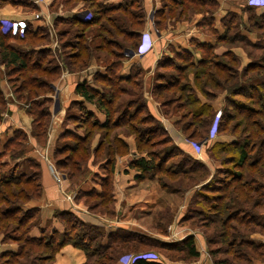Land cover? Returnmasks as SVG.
Returning a JSON list of instances; mask_svg holds the SVG:
<instances>
[{
	"label": "crops",
	"instance_id": "1",
	"mask_svg": "<svg viewBox=\"0 0 264 264\" xmlns=\"http://www.w3.org/2000/svg\"><path fill=\"white\" fill-rule=\"evenodd\" d=\"M12 1L16 4L8 3L0 7V19L26 21L28 23L26 33L35 34L39 30L48 31L50 43L36 47V51L42 52L57 48V29L61 24L68 23L76 26L74 21H89L95 12L94 8L87 5L89 0ZM143 1L146 21L145 27L139 33L143 34L141 44H144L148 50L144 55H137L134 52L132 64L133 68L137 67L139 74L144 76L145 92H147L148 84L151 91L157 86V75L165 77L163 73H167L166 77H168L177 73V69L170 65L182 64L181 47L186 49V45L194 39L207 42L209 35L198 29L201 27V15H196L192 22H180L179 17L178 19L169 17L165 24V6L171 1L180 0ZM214 1L220 4L221 13L238 9L236 4L229 0L224 3L221 0ZM105 4H109L108 8L113 11L122 8L133 9V0H107ZM240 6L248 7L245 2ZM255 10L264 13V6ZM217 14H214L213 18L218 21ZM157 22H160V30ZM73 33L75 34V31ZM25 34L12 35L10 45L20 50L29 49V46L22 40ZM171 47L175 48L178 53L170 51ZM46 57L44 56L43 60ZM190 58L197 64L202 57L197 55L190 56ZM96 62H98V57L93 55L87 69L78 72L63 70L51 82V92L45 96L50 100L48 105L51 117L47 128V140L44 144H40L34 135L35 118L33 114L21 104L19 97H14L8 81L4 78L14 73L13 67L9 68L0 64V75H3L1 88L5 93L4 103L0 109V154L4 153L17 132H24L28 139L26 153L13 156L9 152L2 158V174L8 177L11 174L22 175L35 172L38 173L41 185L40 197L22 206L25 211H37V222L32 227L30 236L43 238L56 234L57 238H61L66 230L64 221L76 218L96 232L101 248L100 255L91 252L94 248L91 243L86 247L88 250L68 243L60 248L49 264H96L99 262L96 260L103 256L104 251L110 255L109 264H123L120 259L126 254L149 261H161L164 264H216L217 261L226 260L232 261L233 264H264V252H259L257 255L250 254L249 263L245 260H233L231 253L220 240L210 242L213 231L208 230L209 227L199 226L192 220L199 210V205L195 202L196 195L212 181L216 171L222 168V164L215 161L207 149L201 155L194 151L188 142L187 132L179 123L182 116L172 117L161 114L160 104L154 100L151 91L145 95L151 112L161 120L173 144L181 153L203 162L208 168V175L201 182L190 187L187 181L180 180L183 173H179V170L169 163L166 165L169 170L178 173L173 177L176 178L175 180L164 177L161 181L159 176L139 179L138 176L142 173L132 166V162L141 157L149 160V157L147 151L139 150L135 134L132 138L127 135L115 137L116 135L111 136L108 135L109 133H106L107 135L97 133L90 149V158L80 166L82 171L80 179H71L66 172L58 169L56 152L62 150L64 145L69 144L74 137L81 139L85 137L84 127H80V118L83 120L87 113H92L94 121L97 120L101 125L107 122L105 112L95 103L86 101L77 92L78 84L86 81L93 89L104 93L99 86L102 79L98 72L100 66ZM121 76L124 75L121 74ZM193 77L194 74H191L190 79ZM198 98L203 101L202 97ZM221 100L219 98L217 103L210 104L216 112L214 124H217L216 132L213 134L214 142L210 145L229 143L237 139L233 135H223L217 132L222 118V116L218 117L221 112L220 108H222L219 103ZM203 102L206 103V101ZM117 122V120L114 121V123ZM107 137L112 140L118 138L129 146L125 156L118 152L115 154L116 162L113 170L106 166L108 158L101 161L99 159L97 161L96 158L97 154L105 152L101 150V145L108 139ZM105 155H109L108 151ZM180 159L176 161L177 166L180 165ZM55 171H58L61 176V183L57 181ZM111 171H113L112 174H110ZM106 184L111 187L112 200L103 205L100 200H97V196L103 194ZM254 212L257 228L249 232L250 235L244 238V241L260 248L264 247L261 241L264 237V197L254 208ZM134 235L140 238V243L133 242ZM112 237L115 239L110 243ZM189 237H193L199 255L186 258L178 251L185 247L186 239ZM136 245L137 248H135ZM20 249L21 245L13 241L8 232L0 233V264H3L2 258L5 253L17 254ZM137 250L140 253H137ZM24 262L26 263V260L23 264Z\"/></svg>",
	"mask_w": 264,
	"mask_h": 264
},
{
	"label": "trees",
	"instance_id": "2",
	"mask_svg": "<svg viewBox=\"0 0 264 264\" xmlns=\"http://www.w3.org/2000/svg\"><path fill=\"white\" fill-rule=\"evenodd\" d=\"M244 2L246 3V0H244ZM8 3L14 2L12 0H0V7ZM173 3L174 5L170 7V9L179 5L183 9L190 8V11L191 9L198 11L196 8L197 5L206 6L207 4L210 6L211 3H215L217 7H220V4L214 0H180L178 2L173 1ZM247 6L248 7L245 8L247 12H256L255 7ZM165 7V13L167 14L168 5ZM33 9H35L34 5ZM108 10L113 11V9H109L107 6L98 3V8L93 12L91 20L74 21V24L86 30L100 23L104 14L108 13ZM179 18H182V16H179ZM213 20L214 18L211 16L210 23H212ZM145 21L146 15L142 17L139 22V27L135 29L138 30V41L135 45V52L139 50L142 43L141 39L143 38V34L139 33V31L143 30L145 27ZM200 24L204 25L205 23L203 21ZM157 27L159 30L161 29L160 22H157ZM64 33L66 32H63V34ZM12 38L13 36L11 34H4L0 26V64L9 68L13 67L12 69L15 73V75L14 73L11 75L8 74V76L4 78L8 81L10 87L13 88V92L15 91V94H17L20 100L25 97L29 101L31 109L28 110L35 118L34 135L37 137L40 144H44L47 140V128L51 117L48 105L50 100L45 98V96L51 92V82L58 77L63 70L78 72L87 69L93 57V52L89 46H83V43L78 41L83 39L82 34L76 36L74 41L62 43L61 46L64 47V49L72 47L77 48L75 53H69L70 60H65V67H62V65L50 66L43 62V58L48 55V51H36L37 46L50 43L48 31L39 30L35 34L32 32L26 33L22 40L29 46V49L20 50L19 48H13L9 43ZM181 56V65H170V67L177 69V73L174 76H168V78L166 75L165 77L162 75L158 76V83L155 87L157 93H155V96H160L165 91L170 92L174 90L175 93L177 92V95L174 94L176 96H170L162 101L164 104L163 107L166 108V115L169 116L174 106H177L176 109H178L179 112L188 105L192 107L190 112L184 114L179 121L182 128L187 132L188 142L195 152L196 150L192 143H203L201 154L206 152L208 148L211 157L222 164V168L216 171L212 181L208 185H205L196 195L195 202L199 205V210L193 216L194 219L192 220L199 226H207L209 227L208 230H213L210 242H212V240H220L231 253L233 260H245L249 263L250 254L257 255L259 252H264L263 246L257 248L254 244L244 241V238L250 235L249 232L257 228L254 208L264 197V102L261 103L260 108L245 105L244 108L237 109V111L241 113L234 114L230 106L225 109L217 132L223 135H233L237 139L229 143H216L210 146L211 142L210 139L208 140V135L214 124L216 112L211 105L202 104L196 95L194 98L191 97L195 94V89L189 85L188 76L189 74H194L196 86H200V92L206 93L209 84H212L211 86L216 88H224L220 82L221 77L218 71L222 73H233H231V69L226 67L222 61H219L218 57H214V60L202 57L196 64L190 56L186 55V52L182 53ZM78 63L79 66L77 67ZM135 70L136 68L134 67L133 74ZM234 74L236 77L227 74L225 77L226 83H228L229 76L230 79L239 77L238 72ZM2 77L3 75L1 74L0 109L5 99L4 90L1 88ZM162 77L166 84L162 83ZM17 79L20 81H16ZM104 80L108 82L109 85L113 86L111 88L118 86L123 81H131L129 78L122 77L112 79L111 76L109 79ZM135 80L136 79L133 77V85L137 86L138 83L136 82L137 80ZM203 80L204 83H202ZM255 85L256 84L251 86L255 87ZM262 85H264V82H262ZM249 89V86H244V83L238 82L234 85L232 91L243 94V90L248 92ZM77 92L82 95L86 101L95 103L99 109L103 110L107 115V122L105 125H101L97 120H93L94 117L92 113H87L85 119L82 120L80 118V127L85 128V137L82 139L74 137L72 139L74 142L73 144L72 142L66 144L62 150L56 152L55 157L57 159L58 169L66 172L71 179H80L82 176L80 166L87 162L91 156L89 141L93 138L94 130L108 129L110 123L113 124L112 128H115L121 124V122L125 121V119H116L117 117L112 116L115 110L114 104L118 97L117 90L114 89L111 94L109 93V95H106L105 92L101 93L93 89L89 83L85 81L78 84ZM208 95L210 94L208 93ZM39 97L44 98L41 103H39ZM31 101L33 102L30 103ZM140 101L143 104H139L138 106L143 108L142 106L146 104L145 106L147 107L145 97H141ZM134 104L136 106V101ZM35 105H40V109L33 111L32 107ZM242 106H244V104ZM147 111L149 112L150 110L147 109ZM239 114L245 119L236 121V123L230 125V122L227 120L229 118L234 120ZM135 118L138 119V115L133 114V129L137 131L138 125H136L137 121ZM149 119L159 122L161 130L160 127L157 128L156 130H160L156 132L157 134L154 133V129L147 126L146 123L149 122ZM115 120L118 122L114 123ZM138 120V122L146 124L145 131L139 130V137L141 141H143L142 144L149 149L143 150L139 148L140 151L148 152L149 160L145 157H141L132 162V166L136 167L142 173L138 176L139 179H146L151 176H159L161 181L164 177L172 179L178 173H174V171L171 172L168 166H166L167 163L174 165L176 169L179 170V173H183V177H181L180 180L184 182L187 181L190 187L198 184L208 175V168L203 162L194 160L189 155L180 152L178 147L173 144L162 122L157 120L156 116H154L151 111L148 115L146 114ZM240 129L241 132H239ZM108 135H110V133ZM146 135H148V137H146ZM158 135L160 138L156 139ZM107 138L110 139L109 137ZM108 139L103 141L101 150L108 151L109 155H107V157H109V159L107 160L106 166L113 170L116 162L115 154L118 151L120 152V148L119 146H117L118 148L116 147L115 142L118 141L122 146H125V143L118 138L113 139L112 142ZM27 150V136L24 132L20 131L17 132L15 138L9 142L4 153L0 154V210H2L0 211V233L8 232L11 239L21 245L19 253H5L3 255V264H23V261L27 260V258L28 261H26V263L24 262V264H49L60 248L68 243H73L85 250H88L86 247L91 243L94 247L91 252L100 254L101 248L99 247L96 232L91 228L89 229L88 225L76 218L64 221L66 230L61 238H57L56 234L43 238L30 236V231L37 222V211H25L22 206L41 195L38 173L33 172L31 174L22 175L11 174L8 177H4L1 171L3 167L1 160L7 153L11 152L13 156H16L18 153H26ZM101 150L97 151L100 152ZM120 154H123V152H120ZM181 156L183 157L182 159L179 158ZM98 157H100L99 154L96 155V158ZM177 158L181 160L179 166H177L176 163L178 160ZM112 172L113 171H111L110 174H112ZM173 179L175 180L176 178ZM107 185L108 184L105 185L106 187L103 194L97 196V200H100V203H103V205L112 200L111 187ZM11 228H13L12 232L9 231ZM114 239L115 238L112 237L110 243H112ZM240 239L242 240L239 242L238 240ZM139 241L140 238L134 235L133 242L140 243ZM186 241L187 244L184 248H181L178 253L184 255L186 258L198 256L199 252L196 249L193 237L187 238ZM135 248H137V245ZM137 251V253H140L139 250ZM38 252H43L44 255H40ZM109 256L108 252L104 251L103 256H100V258H98L99 260H96L99 261L96 262V264H109L111 260ZM135 264L164 263L161 261H149L144 258H139L135 261ZM216 264L233 263L230 260H226L217 261Z\"/></svg>",
	"mask_w": 264,
	"mask_h": 264
},
{
	"label": "rangeland",
	"instance_id": "3",
	"mask_svg": "<svg viewBox=\"0 0 264 264\" xmlns=\"http://www.w3.org/2000/svg\"><path fill=\"white\" fill-rule=\"evenodd\" d=\"M229 1L236 4L235 6H237L236 8H238L236 11H225V13H221L220 8L217 7L215 3H211L210 6L207 4L206 6L197 5L196 8L198 9V11L194 9H191L190 11V8L183 9L179 5L175 6L173 9H170V7L174 5L173 1H171L167 4V14L165 15V24L169 17H175L176 19H178L179 16H182V18H180V22H192L193 19L196 18V15H201V22L204 21L205 24L201 25V27H199L198 29L201 30L200 32L209 35L207 38L209 42H202L199 39H194L186 45V49L181 47L180 53L186 52L187 56L200 55L201 57H207L212 60H214V57H218L219 61H222L226 67L231 69V73L233 74H230V72H226L228 75H233V77H236L234 73H239L238 78L230 79L229 76L228 83H226L225 77L227 76V74L218 71L221 77L220 82L224 88H216L214 86H211L212 84H209L206 93L200 92V86H196L195 76L193 77V79H190L191 74H189L188 76L189 85L195 89V94L191 97L194 98L195 95L197 97H202L203 101H206L205 104H208L209 106L211 103H217V100L221 98L222 100L219 103L222 107L220 108L222 116L224 114V110L229 106L232 108V111L235 114L241 113L238 112L237 109H242L245 107V105L260 108L261 103L264 102V85H262V82H264V13H260L259 11H256L255 13L247 12L245 8H242L240 6L242 5V3H244V0ZM106 2L107 0H90L88 1L87 5L91 8L97 9L98 3H101L102 5L108 7L109 4H105ZM221 2L224 3L226 2V0H221ZM129 7H131V5ZM214 14H217L218 21L214 19L212 23H210L211 16H213ZM145 15L146 13L144 1L134 0L133 9L122 8L118 11L108 10V13L104 14L100 23H98L97 25H93L86 30H84V28H82L81 26L77 27L76 29V26L69 25L68 23H63L57 29V48L55 50H46L48 51V55L43 61L45 64H48L50 66L62 65V67H65V60H70L69 53H75L77 51V48L72 47L64 49V47L61 46L62 43L66 41H74L76 39V36L83 34V39L77 40L82 42L83 46H89L93 52V55H97L98 57V62L96 63L100 66L98 72L102 79V81L99 82L100 88H102L106 95H109V93L111 94L114 89L117 90L118 97L114 104L115 110L113 111L112 116L117 117L116 119H125V121L121 122V124H119L115 128H112L113 124L110 123L108 129H95L93 138L89 141V150L92 147L93 140L97 136V133H110L111 136L116 135L115 137H117L118 135H127L128 137L132 138L133 134H135L137 146L139 148H142L143 150H149L145 145L142 144L143 141H141L139 137V130L145 131L146 124L147 126L155 130L154 133L161 130V126L159 125L158 121L149 119V122H147L146 124L138 122V119H140V117L146 114L148 115L151 111L150 104L146 101L147 99L145 97L146 93L151 91V87L148 84L146 89L147 92H145L144 76H141L138 70H135V73L133 74L132 64L135 45L138 41V30L135 29L139 27V22ZM219 18L221 20H219ZM172 23L175 24L176 22ZM74 31L75 34L73 33ZM63 32H66L64 33L65 35L63 34ZM169 49L170 51L178 53L177 50L173 47ZM78 66L79 63L77 64V67ZM121 74H123L125 77L121 76ZM163 74L168 75L167 73ZM174 75L175 74H173V76ZM110 76L112 79H118L122 77L129 78V80L131 81H123L118 86H114V88H111L113 86L109 85V83L105 82L104 80L109 79ZM133 77L137 80H135L138 83L137 86L133 85ZM157 78H159L158 75L156 76V79ZM156 79L155 82L157 81ZM238 82L244 83V86H249V91L246 92V90H243V94L232 91V88ZM162 83L164 84L165 81L162 80ZM202 83H204V80L202 81ZM254 84H256L255 87H252L251 85ZM12 89L13 88H11V91L14 94V97L18 98L17 94H15V91L13 92ZM154 90L155 88H153V90L151 91L152 96L154 100L160 104L159 108L162 112L161 114L165 115L167 112L166 108L163 107L164 104L162 103V101L169 98L170 96H176L177 92L175 93L174 90L170 92L165 91L162 93V95L155 96L157 90ZM208 93L210 95H208ZM184 95L186 96L185 93ZM141 97H145L147 107L145 106L146 104L142 106L143 108L138 106L139 104H143L140 101ZM38 100L39 103L42 102V98L39 97ZM135 101L136 106L134 104ZM203 101H201L202 104H204ZM20 102L27 109H31L29 101L25 97L22 98ZM32 102L33 101H31L30 103ZM243 104L244 106H242ZM176 107L177 106L173 107L170 116L181 117L184 114L189 113L192 109V107L188 105L179 112ZM146 108L150 111L148 112ZM38 109H40V105H35L34 107H32L33 111H37ZM152 109L155 108L152 107ZM133 114L138 115V119L135 118L137 121L136 125H138V128L136 129L137 131H134L135 129H133ZM243 119L245 118L239 114L236 119L232 120L231 118H229L227 121L230 122V125H233L234 123H236V121H242ZM157 120L159 119L157 118ZM159 127L160 130H156ZM213 129L214 124L208 135V137H210L211 143L214 142V137L212 134ZM239 132H241V129L239 130ZM146 137H148V135H146ZM158 138H160L159 135L156 137V139ZM108 140L110 142L113 141L112 139ZM71 142L72 144L74 143L73 140H71L69 143ZM115 144L116 147L119 146L120 152H123V155L125 156L127 154V150H129V148H127L129 146H126V144V147L124 145L122 146V144L118 141H116ZM106 152L107 151L99 154L100 157L98 158L100 161L104 160L105 158L109 159V157L105 155ZM120 152L118 151V153ZM12 229L13 228H11L9 231L12 232ZM39 254L44 255L43 252H40ZM26 261H28V258Z\"/></svg>",
	"mask_w": 264,
	"mask_h": 264
},
{
	"label": "built area",
	"instance_id": "4",
	"mask_svg": "<svg viewBox=\"0 0 264 264\" xmlns=\"http://www.w3.org/2000/svg\"><path fill=\"white\" fill-rule=\"evenodd\" d=\"M37 1H43V0H37ZM246 4L255 7L260 8L264 6V0H246ZM0 26L1 31L4 34H11L13 36H21L26 33V30L28 28V23L24 20H12V19H0ZM148 50V48L143 44L140 45L139 50L136 52L137 55H144L145 52ZM104 74V73H103ZM222 116V112L218 114V117L220 118ZM210 137H208V140ZM193 147L195 148L198 155H201L202 149H203V143H192ZM56 179L59 183L62 182V178L59 175L58 171H55ZM262 243H264V237L261 239ZM142 257H136L132 254H127L121 257V262L123 264H135V261Z\"/></svg>",
	"mask_w": 264,
	"mask_h": 264
},
{
	"label": "water",
	"instance_id": "5",
	"mask_svg": "<svg viewBox=\"0 0 264 264\" xmlns=\"http://www.w3.org/2000/svg\"><path fill=\"white\" fill-rule=\"evenodd\" d=\"M216 128H217V124L215 123V124H214V129H213V131H212V134H215V132H216Z\"/></svg>",
	"mask_w": 264,
	"mask_h": 264
}]
</instances>
